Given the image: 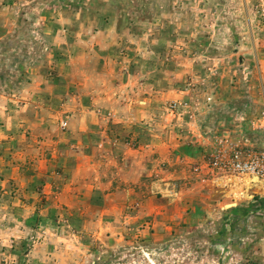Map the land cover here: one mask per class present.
Here are the masks:
<instances>
[{
  "label": "rangeland",
  "instance_id": "obj_1",
  "mask_svg": "<svg viewBox=\"0 0 264 264\" xmlns=\"http://www.w3.org/2000/svg\"><path fill=\"white\" fill-rule=\"evenodd\" d=\"M103 23L115 27L120 48L95 46L91 33ZM0 32L7 34L0 40V93L18 95L31 76L28 69L46 67L40 75L48 81L55 109L73 96L88 106L91 85L103 81L97 72L110 64L104 75L118 85L125 78L118 63L124 61L121 66L136 67L142 80L156 82L153 90L149 85L141 90L144 96L176 94L155 106L162 142L177 140L176 128L190 127L182 119L195 114L201 115L207 147L226 137L240 149L264 151V0H0ZM55 37L62 47L54 44ZM113 88L117 96L135 98V88L132 93ZM22 101L13 108L20 110ZM174 103L179 106L173 115ZM118 108L116 102L111 109ZM47 121L62 132L68 128L61 129L66 121L59 116ZM51 137L32 134L36 143ZM4 144L0 140V264H264V181L242 189L218 176L205 186L209 201L198 194L199 180L181 175L161 183L158 198H183L193 189L198 205L185 207L192 213L167 229L135 227L115 234L93 223L91 229L71 231L60 224L48 230L41 251L42 238L32 237L31 230L17 231L16 237L7 231L9 196L18 188L2 184L11 158ZM185 150V145L177 148L181 158L175 163L161 153V172L185 168ZM21 170L25 176L26 166ZM221 195L228 202L219 209L213 202Z\"/></svg>",
  "mask_w": 264,
  "mask_h": 264
},
{
  "label": "crops",
  "instance_id": "obj_2",
  "mask_svg": "<svg viewBox=\"0 0 264 264\" xmlns=\"http://www.w3.org/2000/svg\"><path fill=\"white\" fill-rule=\"evenodd\" d=\"M103 24L99 31L91 33V38L96 40L95 46L102 44L104 48H120L115 27ZM7 34L0 32V40ZM55 43L57 47L64 45L58 37H55ZM122 62L118 65L125 78L118 85L112 84L104 75L107 73L105 66L110 64L102 67L106 72H97V75L103 76V81L91 85V106H86L83 97L73 96L64 101L60 110L55 109L52 106L54 99L47 91L48 81L40 75L42 67L28 69L31 76L23 83V90L18 95L0 93V140L11 150L7 177L2 184L18 188L9 196L12 207L8 210L7 231L14 232V237L17 231L31 230L32 237L38 235L42 238L38 242L42 251L47 245L48 230L60 228V224L71 231L91 229L93 223L105 232L115 234L135 227L167 229V225L192 213L187 212L185 207L198 206L193 203L196 202L192 197L193 189L183 198L162 199L156 195L165 186L161 184L164 180L181 175L185 179L199 180L198 194L209 201L210 190L205 186L215 184L218 173L212 174L202 165L203 155L199 152H208L210 140L204 136L199 124L201 115L184 117L180 121L190 125L188 130L185 127L179 130L173 125L177 140L162 142L156 125L155 106L161 98L169 99L176 94L168 91L162 96L157 92L144 96L141 90L148 85L153 90L156 82L142 80L135 72L136 67L130 64L121 66ZM46 70L45 67L43 74ZM104 77L108 79L104 80ZM114 86H120L125 93H132L135 88V98L130 101L129 95L117 96ZM20 99L23 106L17 111L13 105ZM120 100L124 102L120 103ZM116 102L119 108L112 110ZM143 104L151 108L143 107ZM258 104L260 107V99ZM22 110L28 111L23 114ZM58 116L68 125L64 132L58 130L56 122L53 127L48 126L47 119ZM144 129L148 132L146 136ZM37 133L52 137L43 143H36L32 134ZM54 135L57 137L55 140ZM183 145L186 146L182 160L185 168L173 166V170L161 172V163H164L161 153L167 155L168 162L171 159L175 163L181 158L177 155V148ZM21 165L26 166L25 176L19 174ZM197 167L200 170L198 173L194 171ZM220 178L230 187L240 186L242 189L253 187L258 181L246 178L229 182L224 177L217 179ZM227 202L228 198L221 195L213 203L221 209ZM200 210L203 211V208ZM34 216L39 219L29 221ZM0 228L4 227L1 225ZM36 249L35 246L31 253L34 254Z\"/></svg>",
  "mask_w": 264,
  "mask_h": 264
},
{
  "label": "built area",
  "instance_id": "obj_3",
  "mask_svg": "<svg viewBox=\"0 0 264 264\" xmlns=\"http://www.w3.org/2000/svg\"><path fill=\"white\" fill-rule=\"evenodd\" d=\"M179 105L172 104L169 109L173 112ZM67 126L61 123V129ZM204 169L217 176L224 177L229 182L242 179H256L264 181V151L240 149L228 138H221L209 147L203 156ZM199 172V168L194 169Z\"/></svg>",
  "mask_w": 264,
  "mask_h": 264
}]
</instances>
